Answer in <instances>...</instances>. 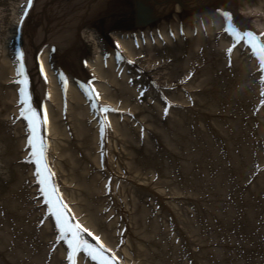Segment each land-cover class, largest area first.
I'll return each instance as SVG.
<instances>
[{
	"label": "bare ground",
	"instance_id": "6f19581e",
	"mask_svg": "<svg viewBox=\"0 0 264 264\" xmlns=\"http://www.w3.org/2000/svg\"><path fill=\"white\" fill-rule=\"evenodd\" d=\"M224 12L264 33V0H0V264H70L22 87L69 218L119 264H264L261 73Z\"/></svg>",
	"mask_w": 264,
	"mask_h": 264
},
{
	"label": "snow or ice",
	"instance_id": "6c2138e0",
	"mask_svg": "<svg viewBox=\"0 0 264 264\" xmlns=\"http://www.w3.org/2000/svg\"><path fill=\"white\" fill-rule=\"evenodd\" d=\"M31 2L32 0H29V4H31ZM221 15H223L225 20L223 31L233 39V45L227 50L228 53L230 54L233 48L240 44L241 41L250 49L249 54L257 60L258 68L261 73L259 83L261 85V95L264 96V41L260 39L261 36H264V33L258 35L253 30L241 32L232 25L230 13L224 12L221 13ZM41 70L43 71L42 66ZM17 75H23L22 65L17 69ZM20 83H24V81L21 80ZM19 92L21 96L20 103L22 105L21 117L27 121V127L29 129L27 144L31 148L32 162L36 165L35 174L37 182L40 185L39 191L45 197V203L49 205L48 211L50 215L55 218L60 237L65 240L68 245V261L70 264H74V256L78 252H84L85 255L90 257L92 261H95L96 264H118L117 258L114 255H108L111 250L106 249L99 243V237H94L97 241L95 244L90 243L84 238L83 234L88 232V230L83 228L80 224L73 223L70 220L69 212L59 195L58 189L54 184L49 186L54 173L51 172L47 164L46 140L38 134L40 124L47 123V116L44 115L43 120H41L40 114L31 107L28 99L25 98V89L22 87ZM85 95H87L89 99L96 101L98 93H96L94 88L88 87L85 90ZM100 110L102 112L115 111V109H110L107 106H102ZM165 112H167V108ZM104 123L105 122H102V130ZM89 235H91V233H89Z\"/></svg>",
	"mask_w": 264,
	"mask_h": 264
}]
</instances>
